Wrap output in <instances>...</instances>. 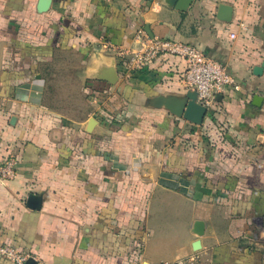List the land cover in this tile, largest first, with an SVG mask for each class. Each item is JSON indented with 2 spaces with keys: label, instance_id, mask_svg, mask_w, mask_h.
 <instances>
[{
  "label": "crops",
  "instance_id": "1",
  "mask_svg": "<svg viewBox=\"0 0 264 264\" xmlns=\"http://www.w3.org/2000/svg\"><path fill=\"white\" fill-rule=\"evenodd\" d=\"M10 1L0 165L13 155L18 166L0 180V245L42 264H264V0L185 11L181 0H53L44 14L38 0ZM141 29L196 46L232 76L203 125L156 107L189 91L184 60L133 74L120 64Z\"/></svg>",
  "mask_w": 264,
  "mask_h": 264
},
{
  "label": "built area",
  "instance_id": "2",
  "mask_svg": "<svg viewBox=\"0 0 264 264\" xmlns=\"http://www.w3.org/2000/svg\"><path fill=\"white\" fill-rule=\"evenodd\" d=\"M231 37L236 38L235 34ZM139 44L135 50H123L118 53L120 64L129 74L143 71L161 58H180L187 64L183 82L188 90L198 94V104L206 107L208 112L214 107L216 98L234 80L225 66L214 59L208 58L194 45L169 38H150L141 29L137 32ZM18 160L15 156L5 157L0 165V180H12L17 175ZM0 257L13 264H29L31 259L42 264L37 258L11 245H0ZM157 264H195V258L181 259L176 262H160Z\"/></svg>",
  "mask_w": 264,
  "mask_h": 264
},
{
  "label": "water",
  "instance_id": "3",
  "mask_svg": "<svg viewBox=\"0 0 264 264\" xmlns=\"http://www.w3.org/2000/svg\"><path fill=\"white\" fill-rule=\"evenodd\" d=\"M192 0H181L179 2V10L185 11L191 4ZM53 4V0H38L37 12L39 14L47 13ZM233 17V8L228 5H220L218 11V19L220 21L230 23ZM151 37L153 35L151 34ZM264 65L255 68V74L260 75L263 72ZM198 94L194 91H187L182 97L167 96L159 97L155 102L157 108H165L171 112L174 116L184 119L185 121L195 125L201 126L204 123L206 116L208 115V109L197 102ZM36 198L31 200V203ZM38 207V206H37ZM199 226V224H198ZM198 235L202 236V230H198ZM196 250L200 248V243L197 242L194 246Z\"/></svg>",
  "mask_w": 264,
  "mask_h": 264
},
{
  "label": "rangeland",
  "instance_id": "4",
  "mask_svg": "<svg viewBox=\"0 0 264 264\" xmlns=\"http://www.w3.org/2000/svg\"><path fill=\"white\" fill-rule=\"evenodd\" d=\"M10 4H13V6H15L17 4V1L15 2L14 0H11L10 1ZM7 15H9V14L4 13V12H2V13L0 12V21L2 22V26H4L5 24H9L7 22V20H9V19L5 18ZM13 22H14L13 24H16L17 23V20H14L13 19ZM0 31H5V30L4 29H1Z\"/></svg>",
  "mask_w": 264,
  "mask_h": 264
}]
</instances>
